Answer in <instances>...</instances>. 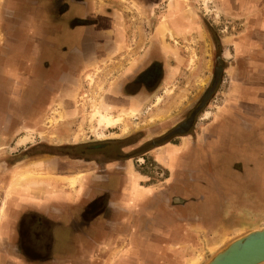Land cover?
I'll return each mask as SVG.
<instances>
[{"label":"crops","instance_id":"0c3cea01","mask_svg":"<svg viewBox=\"0 0 264 264\" xmlns=\"http://www.w3.org/2000/svg\"><path fill=\"white\" fill-rule=\"evenodd\" d=\"M8 1L9 5L0 8V71L8 75L4 80L34 82L41 106L51 94L65 95L64 90L73 86L72 82L90 65L106 63L108 66L102 67L103 86L114 109L133 106L142 111L150 105L149 117L157 116L154 121L160 118L157 121L166 130L179 122L175 118L186 102H197L199 81L210 80L205 53L212 46L215 49L213 37L217 38L223 70L214 107L205 109L199 117L204 119L203 114L209 112V117L197 124L202 129L197 134L179 133L172 140L151 146L141 157L153 158L164 174L162 181L141 185L145 177L153 176L152 172H139L132 168V161L120 156L106 162L87 158L83 163L46 154L33 157L27 164L43 162L49 167L51 161L54 165L59 161L66 165L61 170L68 172V167L77 172L59 173L49 167L47 173L33 172V179L15 185L27 168L14 170L17 173L9 179L11 186L5 189V204L0 206V221L9 228L0 231V264H89L86 256L90 252L102 257L103 264L108 260V264H184L182 244L193 241L200 228L193 219L199 218L208 229L222 220L213 208L207 216L200 215L196 207L204 200L202 194L176 193L174 186H183L176 178L179 167L199 152L209 155V150L217 148L222 136L229 133V127L246 132L264 122V0H208L209 9L222 24L214 19L217 26L212 30L204 20L200 0ZM63 33L65 38L61 40ZM186 48L197 49L200 57L192 71L187 67ZM158 95L161 101L153 105ZM138 144L123 146L119 152L126 154ZM122 161H126L124 169L120 168ZM100 166L104 172H99ZM209 174L215 176L214 172ZM77 175L71 185V178ZM196 176L194 173L192 180H197ZM110 177L115 178L113 186L109 185ZM232 182L225 198L237 201L242 191H248L243 186L248 179L238 176ZM214 190L217 197H223L226 191ZM185 191L191 194L195 188ZM100 198L103 201L97 203ZM169 198H173L172 204ZM162 204L179 207L183 218L158 220ZM137 206L157 217L145 228L137 224L132 231V208ZM41 216L52 225L49 231L53 229V234L48 232L51 246L55 229L62 237L68 234L62 250L64 258L35 255L24 245L31 223L28 217ZM185 219L190 220L191 229L177 239L176 245L170 225L181 223L183 227ZM17 225L22 229L21 238ZM153 233L157 242L155 236L151 237ZM200 253L189 257L186 264Z\"/></svg>","mask_w":264,"mask_h":264},{"label":"rangeland","instance_id":"374dc122","mask_svg":"<svg viewBox=\"0 0 264 264\" xmlns=\"http://www.w3.org/2000/svg\"><path fill=\"white\" fill-rule=\"evenodd\" d=\"M200 6L205 18L204 20L210 30L217 26L214 19L218 20V25H222L220 18L216 16L217 14L211 12L209 9L208 0H200ZM188 10L190 14H193L189 7ZM222 29H224V26ZM212 32L211 34L213 36L214 32ZM214 35L216 36V34ZM64 38L65 35L63 33L60 39L64 40ZM213 40L215 42L214 44H216L215 49H213L212 46L213 50L210 48L206 49L207 53H205L206 58H209L207 68L210 69L209 74L211 78L208 81H203L202 79L199 81L200 89L197 92L199 94V99L194 105H192L190 101L186 102L183 112L177 114L175 118H179V122L172 129L166 130L160 127V122L157 121L160 118L154 121V117L157 116L151 115L149 117L148 109H150V105L145 107L142 111H138V108L133 106L127 108L121 107L119 110H115L110 94H107L108 92L105 91L106 89L103 86L104 75L102 67H107L108 65L106 63H95L90 65L85 72L78 75L77 81L75 80L72 82L71 85L73 86L64 90V92L66 91L65 95H56V97L54 94H51L47 96L41 106H39L38 113H36L37 111L34 112L37 114L36 117L32 114L29 116L24 112L22 117L25 118L21 123L18 124L17 121L11 122V124L4 129V134L2 136L3 141H0V173L2 171L5 172L4 175L0 174V179L1 176L7 177L6 185H2V188L1 183L3 184V179L0 180V206L5 204L8 194L5 189L6 186H8V188L11 186L9 179L11 175L17 173V171L14 170L27 168V172L24 174L28 175L26 178H20L23 177L20 176L19 179L15 181V185H18V183L20 184L22 181H30L33 179V172L35 174L37 172L47 173V168L49 167L55 170V172H64L61 168H66V165L57 160L55 165L53 161H51L49 167L46 165L43 166V162L38 165L37 163L27 164L26 160L28 159H26V156H29L27 153L30 154V151L36 153L43 149L56 153L71 151L69 154L90 156L89 158H93L94 160L100 159L101 161L120 156L121 158H127L129 162L132 161V168L137 171L142 173L147 171L152 172L153 176L149 178L145 177L146 180H143V182H141L142 180L140 181L141 185L153 182L159 183V181H162L164 179V174L162 170L154 164L153 158H146V156H144L145 160H143L141 157L145 155V152L151 146L153 147L161 144L165 140H172L173 137L176 136V133L181 132V130L189 134H197V131L200 132L202 129L201 124L199 128L197 124L205 121L206 118L209 117V112L206 111L203 114L204 119H200L199 117L205 109L209 110V108L214 107L216 103L214 95L220 86L223 70V62L221 59L217 58V55H219L216 42L217 38L213 37ZM209 50H212V52L208 54V52H210ZM184 55L188 60V70L192 71L196 69L200 58L198 50L186 48L184 50ZM10 80H8L7 83L9 85H7L6 88L0 89V101L4 106H9L11 103L14 104L16 103L15 101L18 102V95H14L9 91L10 85L14 83V81ZM81 90L86 92L82 100L84 106L80 112L76 109L74 113H70L69 109L71 105H76ZM171 91L172 90L167 89V92ZM54 96L56 98L52 100ZM160 101L161 97L158 95L153 105L158 104ZM199 102L201 104H199ZM198 104L200 106L197 107ZM99 113L108 115L109 118L113 119L117 116H121L122 120L120 123H117L116 126L108 127L106 121L103 120L99 122ZM18 114L14 110L7 112L11 120L18 119ZM0 116L4 117V113H0ZM183 121L189 122L188 124L181 125ZM177 126L180 130L175 129ZM114 130L116 132H111ZM241 130L239 128L229 127V133L226 136H222L217 148L209 150V155L204 154V151L199 152V154H195L191 156V158H188V162H185L178 169L176 178L180 179L183 186L176 184L174 186L176 193L183 196L186 194L189 196L202 194L204 200L198 202L199 204L196 207L200 211V215L207 216L210 208H213L219 212L218 214L222 220V222L218 223V227L216 226L213 229H208L199 218L193 219L194 222L200 225V228L193 241H185L182 244L184 251L182 259L184 264H186L189 257L199 252L201 253L193 264H204L217 250L230 240L242 235L251 228L264 225V122L250 131L244 132L243 129ZM241 132L244 134H241ZM158 133L162 134L154 136V134ZM145 137L151 138L138 144V141ZM5 139L6 142H4ZM134 142L138 145L134 146V148H132V150L130 149L126 154H120L119 151L121 147L129 144L131 145V143ZM41 143L45 144L43 149H32L33 146ZM18 155H22L20 156L21 158ZM3 158H6L7 171L3 164ZM125 162L126 161L121 162V169L125 168ZM44 167L46 170H43ZM101 167L102 166H100L99 172H104V168ZM30 169H33V171ZM67 170L69 173L72 172V169H68V167ZM75 172L77 171H73V173ZM209 172H214L215 176H210ZM194 173L197 174V180L195 181L192 180ZM261 174L263 175L260 176ZM79 176L73 177L74 181L70 180L71 185L76 182ZM238 176L248 179V183L243 184V186L248 187V191H242V195L237 201L233 198H225L228 197L226 192L234 185L232 182L233 179ZM112 177L109 179V185L111 186L115 185V178ZM253 183H256V187L254 188L252 187ZM191 186H194L195 191L189 194L190 192L185 190L190 189ZM182 187L184 188L182 189ZM215 187L218 191L226 190L225 192L222 191V193L224 192L223 197H217L218 194L214 190ZM69 188L68 186L67 189ZM184 199H186V197H184ZM169 202L172 204L173 198H169ZM158 209V220H166V218L180 220L183 218V212L179 207H168L162 204ZM157 216L156 214H148L143 207L137 206L134 210L132 208L131 218H135V223H133L134 225L131 224V230L133 231V229L137 227V224H139L142 229L145 228L150 222L155 221ZM28 218H30L29 221L31 223L29 224L30 227L26 229L28 233H26L23 239L24 245H27L31 252L36 253L35 255L40 256L41 254L42 256L44 254H49L55 258H64L65 256L63 255L65 254L62 253V250L66 247V236L68 234L66 235L65 233L62 237L61 232L55 229V242L52 247L48 233L53 230L51 229V231H49V229L52 228V225H50L51 223H49L44 216H41V219L37 217ZM189 221V219H185V224L182 223L183 227L181 223H173L170 225L172 235H174L172 236L173 240H176L174 244H179L177 239H182L183 234L187 233L188 229H191ZM5 225V222L1 220L0 231L3 229L9 230ZM51 233L53 234V232ZM151 237H154L153 240L157 242V235L153 233ZM139 241L141 242V240ZM101 258L102 257L91 254V252L86 256V260L89 264H103L104 261ZM110 261L111 260H108L107 264L110 263Z\"/></svg>","mask_w":264,"mask_h":264},{"label":"flooded vegetation","instance_id":"af4514ba","mask_svg":"<svg viewBox=\"0 0 264 264\" xmlns=\"http://www.w3.org/2000/svg\"><path fill=\"white\" fill-rule=\"evenodd\" d=\"M9 4H10V1H8V0H0V8H1L2 5L6 6V5H9ZM218 56L219 55H217V58L220 59ZM7 76L8 75H6L4 72L0 71V89L1 90L6 88L7 85H9L7 83L8 81L4 80V77H7ZM154 77H156V76L154 74H152V78H154ZM10 81H14V83H12V85H10V87L13 88L12 92H11V90H10V92L12 94H14V95H18V98H17L18 102L15 101L16 103H14V104L11 103V104H9V106L8 105L4 106V104L0 101V113H4V117L0 116V136H1L0 141L1 142L3 141L2 136L4 134V129L6 127H8L11 124V122L17 121L18 124L21 123L22 120H24V118H25V117H22V114L24 112L27 113L29 116H30V114H32L33 116L36 117V115H37L36 113H38L39 108H40L38 106L39 105L38 104L39 103V99L37 97V90H36V88H34L35 87L34 86L35 84H33L34 82H32L30 80H29L28 83L26 81H24V82L21 81L20 82V79H18V80L16 79V81L14 79H11ZM84 93H86V92H84L83 90H81L79 92L78 101H76V105H71V107L69 109L70 113H74V111H76V109H77V111L80 112V110L84 106L82 104L83 103L82 100L84 99ZM74 108H75V110H74ZM55 109H56V107H55ZM10 110H14L17 114L19 113L18 114L19 118L11 120L10 115H7V112L10 111ZM35 111H37V112L34 113ZM25 116H26V114H25ZM24 123L26 125H28L26 122H24ZM186 123H187V121H183L181 123V125L186 124ZM113 129H115V128H113ZM178 130H180V129H178ZM182 131L183 130H181V132H179V133H184ZM176 135H178V134H176ZM4 142H6V139L4 140ZM44 145L45 144H43V143L37 144V145L33 146L32 149H38V150L39 149H43L45 147ZM82 151H80V152H82ZM69 152H71V151H69ZM69 152L65 151V152L56 153V152H53V151L49 152V151H46L44 149L41 150V151L39 150V152L37 151V153L34 152V151H30V154L27 153V155H29V156H26L27 157L26 159H28L26 161L29 162L35 156L46 155V154L52 155L51 158L54 157V156H56L57 158L65 156V157H67V158H69L71 160H75V162L76 161H81V162L83 161V163H85V160L90 157V156L87 157V156H84V155H72V154H69ZM18 156L20 157L22 155H18ZM147 158H150V157H147ZM5 159L6 158H3L2 160H3V164L5 165V170L7 171L8 167H7V162L5 161ZM89 159L90 160H94L93 158H89ZM143 160H145V159H143ZM75 168L77 169V166H75ZM74 170H72V172ZM1 171H2V169H1ZM4 173L5 172L2 171L0 174L4 175ZM63 173H69V172L64 171ZM2 177L3 176H1V179H0V180L3 179V184L1 183V188H2V185L3 186L6 185V179H7V177L6 178L5 177L2 178ZM100 199L101 200H99V199L97 200V203H101V201H103L102 198H100ZM17 224H19V223H17ZM16 228H17V235H19V238H21L20 236L22 235V229H21L20 225L19 226L17 225Z\"/></svg>","mask_w":264,"mask_h":264},{"label":"water","instance_id":"95a60500","mask_svg":"<svg viewBox=\"0 0 264 264\" xmlns=\"http://www.w3.org/2000/svg\"><path fill=\"white\" fill-rule=\"evenodd\" d=\"M261 262L264 263V225L251 228L230 240L204 264H260Z\"/></svg>","mask_w":264,"mask_h":264},{"label":"bare ground","instance_id":"6f19581e","mask_svg":"<svg viewBox=\"0 0 264 264\" xmlns=\"http://www.w3.org/2000/svg\"><path fill=\"white\" fill-rule=\"evenodd\" d=\"M103 120L106 121V125L108 127H114V126H116L117 123H120V121L122 120V117L117 116V117H115V119H113V118H109L108 115H105L103 113H99V122L103 121ZM20 178H26V174H24L23 177H20ZM71 181H74V178H71ZM18 185H20V184L18 183ZM194 262H196V261L191 260V261H189L188 264H193ZM260 264H262V262Z\"/></svg>","mask_w":264,"mask_h":264},{"label":"trees","instance_id":"16d2710c","mask_svg":"<svg viewBox=\"0 0 264 264\" xmlns=\"http://www.w3.org/2000/svg\"><path fill=\"white\" fill-rule=\"evenodd\" d=\"M205 96H206V95H205ZM203 98H204V97H203ZM201 101H202V100H201ZM201 101H200V102H201ZM200 102H199V104H201V103H202V102H201V103H200ZM199 104L197 105V107H198V106H200ZM197 107H196V108H197ZM177 127H178V126H177ZM177 127L175 128L176 130L180 129L179 127H178V128H177ZM182 132H184V133H185V131H182ZM176 134H179V132H177Z\"/></svg>","mask_w":264,"mask_h":264}]
</instances>
